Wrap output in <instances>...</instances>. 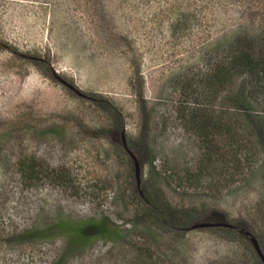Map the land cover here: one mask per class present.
<instances>
[{"label":"rangeland","instance_id":"1","mask_svg":"<svg viewBox=\"0 0 264 264\" xmlns=\"http://www.w3.org/2000/svg\"><path fill=\"white\" fill-rule=\"evenodd\" d=\"M242 42L264 51V0H0V264H263L142 197L264 243V75L213 76Z\"/></svg>","mask_w":264,"mask_h":264},{"label":"trees","instance_id":"2","mask_svg":"<svg viewBox=\"0 0 264 264\" xmlns=\"http://www.w3.org/2000/svg\"><path fill=\"white\" fill-rule=\"evenodd\" d=\"M243 69L244 72L247 74L249 79H251L252 85L256 81H261L260 78H262V75H264V51L262 49H249L247 44H240L239 47H237L236 51L229 57V59L226 61L218 62L214 67V77L216 78L218 83H225L227 80H230L232 75L234 74L235 70ZM204 120V118H203ZM261 123V122H259ZM256 123L253 122L251 124L254 129H256V132L258 136H260V131L264 130V123L262 124V129L258 131L257 126L254 125ZM220 126V122H210L208 123L206 120L204 122H199L197 125V128L201 135L204 137L210 136L211 128L214 126ZM139 148L142 147L141 143L138 145ZM204 162L206 159L203 160ZM202 162L204 165L203 169H205V163ZM28 170L27 172L30 174V178L33 179L36 177V169L35 165H29L27 166ZM158 194L150 191H145L142 194L144 203L146 204V209L144 210V214L148 216L149 220L151 222H156L164 226H169L170 228H177V229H184V227L187 225L195 224L201 217L199 212L194 211H188L185 212V214L179 216L174 214V208H172L169 204L164 203L160 200ZM216 215V216H214ZM227 214L223 212H218L217 214H208L207 219L211 220L212 222H226L227 221ZM107 222L105 220H102L100 222H91L88 225L85 226H79L75 227L74 230H76L77 234H87L90 231L96 233H103L108 231L107 228ZM233 224V223H232ZM235 228H228V227H219L224 229L226 232L230 234H236L237 232H240L242 236H245L246 238H249L248 235H246L244 232L238 230V228H242L239 225L235 224ZM245 230V229H244ZM262 245V250L264 252V243ZM262 263V262H261ZM141 264H159L155 261L150 262H143Z\"/></svg>","mask_w":264,"mask_h":264},{"label":"water","instance_id":"3","mask_svg":"<svg viewBox=\"0 0 264 264\" xmlns=\"http://www.w3.org/2000/svg\"><path fill=\"white\" fill-rule=\"evenodd\" d=\"M202 227H228V228H235L236 226L232 223L227 222H217V223H211V222H201L198 224H194L189 229H196V228H202ZM246 234L250 236L251 242L254 246V249L258 256L260 257L261 261L264 264V252L262 250V247L260 245L259 240L253 236L250 232L246 231Z\"/></svg>","mask_w":264,"mask_h":264}]
</instances>
